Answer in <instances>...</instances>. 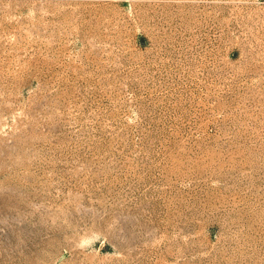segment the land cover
Returning a JSON list of instances; mask_svg holds the SVG:
<instances>
[{
    "label": "rangeland",
    "instance_id": "1",
    "mask_svg": "<svg viewBox=\"0 0 264 264\" xmlns=\"http://www.w3.org/2000/svg\"><path fill=\"white\" fill-rule=\"evenodd\" d=\"M0 264H264V0H0Z\"/></svg>",
    "mask_w": 264,
    "mask_h": 264
}]
</instances>
